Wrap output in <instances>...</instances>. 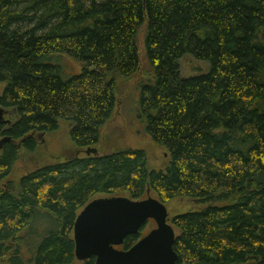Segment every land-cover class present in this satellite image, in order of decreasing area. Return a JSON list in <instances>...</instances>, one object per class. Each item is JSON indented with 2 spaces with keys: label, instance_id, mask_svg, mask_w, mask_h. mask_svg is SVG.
Instances as JSON below:
<instances>
[{
  "label": "trees",
  "instance_id": "obj_1",
  "mask_svg": "<svg viewBox=\"0 0 264 264\" xmlns=\"http://www.w3.org/2000/svg\"><path fill=\"white\" fill-rule=\"evenodd\" d=\"M142 61L139 120L165 170L122 148L9 182L61 123L99 146ZM0 108V264H74L82 209L148 192L204 205L171 220L179 264H264V0H0Z\"/></svg>",
  "mask_w": 264,
  "mask_h": 264
},
{
  "label": "water",
  "instance_id": "obj_2",
  "mask_svg": "<svg viewBox=\"0 0 264 264\" xmlns=\"http://www.w3.org/2000/svg\"><path fill=\"white\" fill-rule=\"evenodd\" d=\"M3 116L0 108V122ZM7 142L1 141L0 148ZM91 155H98L97 151L89 149L87 156ZM150 220L156 223L153 231L131 249H117L129 237L140 235ZM73 235L75 258L81 263L94 259L95 264H179L174 250L177 234L169 223L168 209L150 192L139 201L126 197L93 200L79 213Z\"/></svg>",
  "mask_w": 264,
  "mask_h": 264
},
{
  "label": "rangeland",
  "instance_id": "obj_3",
  "mask_svg": "<svg viewBox=\"0 0 264 264\" xmlns=\"http://www.w3.org/2000/svg\"><path fill=\"white\" fill-rule=\"evenodd\" d=\"M193 66L195 65L192 63L183 64V73L185 75L189 74ZM148 77L149 68L146 62L142 61L138 74L120 86L118 103L113 117L102 129L100 145L91 149L96 150L98 155L110 154L112 151L122 148L143 150L146 153L150 167L162 171L168 165L170 155L165 149L153 143L139 120V86L144 78ZM3 117L4 120H7L6 116ZM37 140L39 143L37 151L30 155L21 153L9 182L17 184L23 176L40 168L56 165L67 159L74 157L84 159L87 157L89 150H79L72 143L70 124L66 122L60 124V128L56 133L37 137ZM150 194L156 198L154 194ZM121 197L129 198L127 196ZM166 207L169 212V223L172 225L171 220L174 217L188 212H196L204 205L188 199H178L167 204ZM152 227V225L148 226L143 232L146 233ZM176 234L178 233L176 232ZM74 264L82 263L76 261Z\"/></svg>",
  "mask_w": 264,
  "mask_h": 264
},
{
  "label": "flooded vegetation",
  "instance_id": "obj_4",
  "mask_svg": "<svg viewBox=\"0 0 264 264\" xmlns=\"http://www.w3.org/2000/svg\"><path fill=\"white\" fill-rule=\"evenodd\" d=\"M83 210V209H82ZM81 210V211H82ZM80 211V212H81ZM78 217V216H77ZM153 226L150 230H148L146 233L145 232H143L148 226ZM156 228V223L153 221V220H150L149 221V223L143 228V230L141 231V233H140V235H138L139 237H140V240L141 239H143V238H145L151 231H153L154 229ZM118 250H126L125 248H124V246L123 247H118L117 248ZM77 261V260H76ZM78 262V261H77Z\"/></svg>",
  "mask_w": 264,
  "mask_h": 264
},
{
  "label": "bare ground",
  "instance_id": "obj_5",
  "mask_svg": "<svg viewBox=\"0 0 264 264\" xmlns=\"http://www.w3.org/2000/svg\"><path fill=\"white\" fill-rule=\"evenodd\" d=\"M3 118H4V117H3ZM0 124H8V122H7L6 120L3 119V122H0ZM41 136H42V135H41ZM43 136H45V135H43ZM38 137H40V136H38ZM4 140H5V139H4ZM1 141H3V140H1ZM1 141H0V142H1ZM7 143H8V142H7Z\"/></svg>",
  "mask_w": 264,
  "mask_h": 264
}]
</instances>
